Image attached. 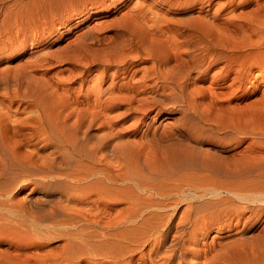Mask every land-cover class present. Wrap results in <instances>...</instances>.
<instances>
[{"label":"bare ground","instance_id":"1","mask_svg":"<svg viewBox=\"0 0 264 264\" xmlns=\"http://www.w3.org/2000/svg\"><path fill=\"white\" fill-rule=\"evenodd\" d=\"M187 1L191 4L199 5L200 14L205 12L206 15H197L195 17V22H197V24L195 22L189 23L188 21L183 27L184 31L179 44L180 47L184 49L182 52L180 50L181 53L179 56H163V54H160L156 50L157 46L155 45V42L148 40V37L141 38L136 35H131L129 38L124 37L126 40H122V42L113 45L111 47L112 51L110 52L112 53L113 50L115 52L119 47L123 48V46H126V49L130 47L131 50L138 48L142 49L141 51L144 50V57H146V60L153 61V67H150L151 69H149V72L154 70L155 73H152L153 75L151 77H155V81L160 83L158 86L162 90V92H159L156 95L154 94L156 104L161 106L160 109H158V114L165 111L167 107L173 105L172 107L180 108L182 110L183 118L190 119V116H193L192 118L196 117L198 120L210 125V128H212L214 132L222 131V128L217 124L218 121L215 123L214 119L212 120L213 117L211 118V115H213L214 118H216L217 115H221L222 117L233 115L235 118L244 119V121L250 119L254 122H264V0H186V2ZM96 2H98V0H0V53L12 50L13 48L18 50L21 46H25V44L32 40L37 34L45 36L52 29V20L54 21L55 19L69 17L72 13L74 14V12L77 14L80 9H83L80 8L81 5H94ZM171 37L173 39L171 34L167 35L166 42L161 44L162 47L167 45L170 46L174 43ZM177 41H179V39ZM175 44H177V42H175ZM74 50V53H76V49ZM121 51L123 52L124 50L121 49ZM70 53L73 54L72 51ZM116 53L117 51L114 54L115 56H113L117 63L120 55L117 57ZM106 54L109 55V53H105L104 55L106 56ZM124 56L127 58L123 57L122 53L121 57L128 59L130 55L126 56L125 54ZM135 58L138 59L137 56L134 57V59ZM106 59L107 58H104L103 61ZM109 59L110 58H108V60ZM124 59H121V61ZM124 61L126 62V60ZM31 62H33V60H31ZM31 62H24V64L20 63L22 64L21 66L18 64L19 67L15 70L13 69L14 71H0V85L3 83H14V85L20 87L24 85L31 86V83L35 78L33 72H31L34 71L35 66H33L32 69ZM41 62L43 61L41 60ZM214 70L217 72L215 73ZM115 71H111L112 74L114 73V77L118 76V72ZM146 72L148 73V71ZM194 72L198 73V76L196 75L197 77L195 78L193 75ZM212 72L215 74H212ZM129 73V68L125 67L124 72H122L121 75L125 78ZM101 75L102 74H100V76ZM144 76L145 77L143 78L147 79V76ZM140 78L142 79V77ZM128 80L130 81L129 78H125L121 83L117 85L115 84L114 86L116 88L114 89L118 92L117 95L120 94L119 96L122 95V97L116 96V92L113 91L115 92V94L112 95H115L113 98H118L108 101H106L108 98L106 100L104 99L103 103L98 106L100 109L102 108V111L98 109L101 112H96L91 115L88 120L83 119V116L86 118V114L81 116L76 113L79 119L75 116L78 119L77 121L73 116V119L75 118L74 120H76L75 122L77 123H74L70 118L73 122L72 123L68 119V115L71 114L70 112V114H67V118L64 117V119H62L63 112L61 113V111L57 110L61 113L59 114L61 115L59 119H61L63 123V125L60 124V126L63 127L59 132L51 126L52 119L50 120V116L52 114L49 115L50 118L48 117V119H45L48 116L47 112L49 107H51V103L54 102L49 100V102H51L48 107L45 103L46 100H40L37 96L30 97L32 99L28 102L33 106L39 107L40 110L43 108V117H40L39 120H31L18 125L20 127L16 130L25 133L23 134V139H17L15 136H11V133L9 132L10 130H7V132L5 131V129H11L12 127L6 119L0 116V264H142V262H147L149 254L153 252L154 249L151 250V248L160 247L164 244H168V246L170 244L172 254H169L170 256H167L166 260L161 264H188L189 257L193 256L191 258H194L195 256L199 259L201 255L205 256V259L209 261V263L205 261L207 262L206 264H264V229L257 234H252L254 227L261 224L264 220V193L248 191L250 186L248 187V190L243 187H245L246 184L250 185V183L247 181L246 184L242 183L241 185L239 182L244 176L250 177L256 173L264 175V158L261 159L262 157L259 155L261 158H255V156V159L253 160H245L246 158L244 159L243 157L241 159H244L245 161H236L234 159V169L232 171L228 169L227 172H225V177H228L229 179H231V177H236V179L234 182L230 180L232 184L228 181L230 185H227V187L225 186L227 184L226 182L223 186L220 184L210 186L211 184H208L210 187H204L207 186L204 183L205 185L201 187H198L199 185L197 184V186H194L195 188L193 187L195 192L190 194L191 200H201L203 202L209 195V198L212 197V199H214L206 200L204 205L199 207L198 204L195 211L193 210V205L190 206L191 210L188 212L189 220L186 219L190 224L192 223L194 212L195 214H200L205 211V208L214 209L219 206L223 207L225 204H227L228 208L231 207L228 206V204L236 205V209L235 207H232L234 208L233 210H229L228 208V210L226 209L227 211L221 212V214L217 216V220L222 224L223 228H229V230H227L228 233L236 232L235 234H237L240 232L239 238L235 240L233 239L231 242H229L230 240L227 241L229 242L228 244L224 243L226 244V246L224 245V249L220 245L219 249H216L217 245L216 248L213 249V247L208 244L210 247H206L209 249H204L199 253L200 256L199 254H193L189 245L183 239L185 233L182 232L185 230L186 224L185 226L182 223L180 225H174L173 219L174 213L178 210L181 201L184 202V200L187 199V192L185 193L183 191V186L186 182H189V180L191 181L193 179L194 181L199 174L193 176L192 173V176L195 177L192 178L182 172L183 175H187L188 179L190 178L188 181L185 180V182L184 180L182 181V179L178 180V177H175V179L172 175L173 173L170 172L172 174H169L168 172L171 168L178 167L177 164L180 163L177 162L178 159L180 161V159H183V157H186V154H188L186 150H189V154L191 151L192 156L195 153V150H191V148L186 149L185 147L186 150H184L186 154L183 152L185 155L182 158H180L181 155L179 158L175 155L177 154L175 151L177 149L173 150L175 151L173 155L176 157H172H174L173 159L177 163H173L174 167H172L171 163L173 159L170 160L171 155H168L170 159H168L167 162L170 160L171 168L168 172L165 170L166 168H163L164 171H162V168L160 169L162 164L160 167H157L155 166L156 164H153L151 161L152 158L149 149L152 150V146L160 145V140L164 139H162L163 137H161V134L160 137H158L157 130L152 122L144 121L148 113L153 111L151 109L153 106L148 108V110L146 109V111H143V103V108H141V106L138 108L139 106L136 107V105L132 103L133 107L135 106L137 110L141 109L144 113V117H141V119L139 118V121L144 124L145 128L140 131V141H137H142L141 144L144 143L143 148L139 146V143H135V139L132 140V137L134 136L131 134V136L127 135L128 133H125V130H122L119 127V120H117L119 116H116L117 118L115 117V119H110L111 121L106 119V113H109L108 110L113 106H117L115 108L125 107V113H129L130 111L128 107L124 106L122 103L128 102H125V100L132 95H139L142 91L148 88V84L141 86H139V84L137 86L133 84L135 82L134 79H132L134 81L132 83ZM208 80H212V85L210 83L209 86L206 87L204 84ZM99 81L101 82V79ZM213 82L217 83V86L219 87L215 88ZM156 83L153 84L155 85ZM166 88L171 89H168V92H171L170 95L165 93ZM241 92L244 93V97L243 99H238V101L235 98L237 94ZM77 94L79 95L80 93ZM58 99L59 98L56 100ZM65 99L68 100L67 97ZM65 99L63 97L62 101L64 104L67 102ZM78 99L76 101H78ZM225 99L228 101L227 106L225 105L227 103H225ZM58 101H55V103H59ZM98 101L99 100H97V102ZM97 102L96 104L99 105ZM152 102L153 101L150 103ZM233 102L236 104L234 105ZM244 102L245 107H243L246 108V110L244 109L245 111L242 113L237 110V107ZM60 103L58 106L63 105ZM75 104L73 103L72 105ZM232 104L233 107L231 106ZM45 105L48 107H46V112L44 111ZM92 105L90 109L89 107L86 108V110H90V113H94V111H92ZM97 105H94L95 108ZM52 108L49 111H51ZM135 108L133 109L134 111H136ZM76 110L78 109H73L72 111ZM86 110L84 111L82 109V112L84 113ZM43 111L47 114L46 117ZM78 111H80V109ZM87 112L89 114V111ZM126 114H124V116ZM71 115L69 117H71ZM95 123H98V125L101 124L103 127L106 124L107 126L110 124L111 126L109 125V128L111 127V130L106 132L104 129L107 134L99 137L92 131L97 125H95ZM56 124L54 121L55 126ZM60 126L58 125L56 127L60 128ZM118 127L120 131H118ZM124 128L126 127L124 126ZM112 129H117V132H114ZM128 129L126 128V130ZM232 129H234V127ZM16 130L14 128L11 129L13 135H15L14 133ZM234 130H236V128ZM254 130H256L255 127L252 131ZM263 131L264 130L261 132ZM248 134L249 132L247 131L246 135ZM250 134L252 135V132ZM42 135L55 137L64 147L62 150L66 149V151L63 150L62 156L59 160H55V162L53 161L51 165L47 166L43 163L46 167H41L39 170L35 169V171L33 169L35 178L40 180L39 182L42 181L40 184L43 188L40 191L38 181H33L34 184L38 185L34 186L35 189L33 187V192L39 191L42 194L40 197L34 199L31 198L29 200L28 206L34 208L33 212H29L26 209L27 206L24 207L22 200L20 202L16 201V198H14V195L18 192V187L24 186L25 182L23 180L21 182L20 180V182L17 183L14 179L11 183L8 181L11 179H6L11 175H14V173H21L17 170L23 169L25 165L31 167L36 164L31 162L32 160L34 161L35 158H33L34 156L32 157V154L24 151L18 153V148L15 149V146L12 147V143L14 145L15 143H24ZM20 136L18 134V137ZM260 136H264V133ZM137 145L138 148L136 147ZM22 147L24 146L22 145ZM162 147L159 146V148ZM163 149L165 150V148H162V150ZM170 149L169 151L171 152L172 148ZM181 149L183 150V148ZM180 151L181 150L177 152L180 153ZM154 154L157 153H153V156H155ZM167 154L168 153H166V155ZM190 155L187 156L188 159ZM111 157H114L117 161L111 159ZM164 157H162L163 160ZM193 157L195 158V156ZM175 158L178 159L175 160ZM187 158L186 162H189L190 160ZM214 158H211L212 162L217 160H213ZM166 159L164 160L165 162ZM197 159H199V157ZM203 159L204 158H200V160ZM113 160L115 162L114 164L119 161V164L121 165L119 169L111 166L109 162L111 161L112 163ZM205 160L202 162L204 163ZM208 160L209 159L206 161ZM37 161L39 162V160ZM192 161L195 160L192 159L191 162H189L192 163L191 168H193V164L199 165L198 162H196L197 160L195 162ZM227 161L229 162V160ZM169 162L167 164H169ZM208 162H206V164ZM166 163L165 166L167 165ZM199 163L201 164V162ZM215 163L217 164L218 162L215 161ZM43 164L40 166H43ZM181 164L182 163H180V165ZM210 164L213 165L212 163ZM175 165H177V167H175ZM204 165L202 164L200 168ZM208 165L209 164L206 165V168L211 170L210 172H218V170H222L219 169L221 166H218V168L216 166V168H214L215 165L214 167L209 165L208 168ZM228 165L230 164L228 163ZM36 166L35 168H39V165L38 167ZM181 166H179V169L177 170H180ZM191 168L187 167L189 170ZM207 169H204L205 172H207ZM182 170L184 171V169ZM220 172L223 173V171ZM15 176L18 175L15 174L14 177ZM209 179L210 178H206L207 181H210ZM202 180L198 181L203 183ZM253 180L251 183H254ZM198 181L196 182L198 183ZM31 182L32 181L29 183ZM200 182L198 184H200ZM14 183L17 184L13 186ZM202 183L200 185H202ZM261 184L263 185V183ZM60 187H63L62 192L65 194V198L67 197L68 201L70 198L76 200L77 198H73L76 195L78 196V199H80L79 196H82L81 198L83 199L86 197L85 201H83V199H81L82 201H79L92 204L94 209L89 204L91 206L89 207L90 210H88V208L87 210H84L82 206L80 207V204L82 203L77 200V202L71 201L73 202V205L75 204L74 207L71 203L70 205L72 207H67L65 204H63L65 207L62 206V201L60 203L57 202V197L51 192V190ZM196 189H201L200 191L202 192L199 193L197 192L199 190L196 191ZM258 190L262 189L259 187L257 188V191ZM223 192H226L229 197H225L224 195L222 197L221 195ZM176 196H181L182 198H176ZM187 201L189 202V200ZM235 202H239L240 204ZM37 205H40V207ZM210 210L208 209V211ZM172 234H174V238L173 241L170 242L169 239ZM216 242L217 238L213 239V243ZM218 244H220V242ZM221 245H223V243ZM221 248L223 250H221ZM136 257H139V261L136 259L139 263L134 262ZM189 260L191 261V259ZM150 263L157 264L155 260L150 261ZM189 264L197 263L193 262Z\"/></svg>","mask_w":264,"mask_h":264},{"label":"rangeland","instance_id":"2","mask_svg":"<svg viewBox=\"0 0 264 264\" xmlns=\"http://www.w3.org/2000/svg\"><path fill=\"white\" fill-rule=\"evenodd\" d=\"M178 1H180V2H178ZM95 4L94 5L87 4L88 6L87 5L86 6L81 5L80 8H83V9L82 10L80 9V11L77 12V14L74 12V14L72 13L69 17L67 16V17H63L62 19H55L54 21L52 20L51 22H53V26H52V29L50 30L51 32L49 31L48 34H46L45 36L42 34H39V35L37 34L35 37L32 38V40L27 42L25 44V46H21L18 50H15L13 48L12 50H9V51L7 50V51H4V53H0V71L5 70L4 72H8V71H12L13 69L15 70L19 67V65L21 66L22 64H24V62L25 63L28 61L31 62V60H33V62H31L32 63V69H33V66H35L34 71H31V72H33V76H35L33 82L31 83L32 84L31 86L24 85V86L20 87V86L14 85V83H10V84L3 83L0 85V116H2L4 119H6L9 123V125L12 128H14L15 130L18 127H20L18 125L21 123L29 122L31 120H39L40 117H43L42 116L43 108L40 110L39 107L33 106L30 102H28L30 99H32L30 97L37 96L38 98H40V100H44V101L46 100L45 103L48 105V107L50 106L51 101L54 102V103H51V107H49V109H48V112H49V113L47 112L48 116L46 113H44V111L45 112L47 111L46 105L44 106L43 113H44L45 117L47 116V118L44 117L45 119H48L49 115L52 114L50 116L51 118L49 117L50 120L52 119L51 126L56 131L59 132L61 130V128L63 127V126L62 127L60 126V124L63 125V123H62L61 119H59L61 117V115H59V114H61L62 112L63 113L65 112L64 113L65 115L62 113V119H64V117L67 118V114L70 112L72 115L69 113L71 115V117H69L70 115H68V119L70 121L72 119L74 121V123H77L75 121L76 120L78 121V119H79L77 114L81 115V116L83 114H86L85 115L86 118L83 116V119L88 120V118L91 115L95 114L96 112L99 113L102 111V108L100 109V107H98V106H100L103 103L104 99L106 100L108 98L106 100V101H108V100H115L118 98V97L113 98L115 95L116 96L120 95V94L117 95L118 92H117V90H115L116 88L114 86H115V84L117 85V84L121 83V81L123 79L129 78L130 81L129 80L128 81L130 83L135 81L133 84L137 85V86L139 84H140L139 86L144 85V84L145 85L148 84V88L146 90L142 91L137 96L132 95L130 98L125 100V102L126 101H128V102L122 103L124 106L128 107L130 114L125 113L126 112V111H124L126 109L125 107H124L125 108L124 109V108H115L117 106H113L111 109L108 110L109 113L108 112L106 113V119L112 120V118L115 119L116 116L117 117L119 116V118L116 117L117 120H119V127L122 130L124 129L125 130L124 132L128 133L127 135L131 134L132 136H134V137H132V140L135 139V141H136L135 143H139V146L141 148H143L144 143L141 144L142 141L137 142V141H140V136H139L140 131L145 128L144 124H142L139 120L141 119V117L142 118L144 117L143 111H146V109L148 110V108H151V106H153V108H151L153 111L148 113V115L146 116L144 121L152 122L154 127L157 130L156 132H157L158 137H160V134H161V137H163L162 139H164V140H160L161 141L160 145L152 146L151 147L152 150L149 149L150 154H151V158H152L151 161L153 162V164H156L155 166H157V167H160L162 164L160 169L162 168L161 170L164 171V169L166 168L165 170H167V172H168V170L171 168V164H172V167H174L173 163L174 164H176L177 162L182 163L181 164L182 166L179 163V164H177L178 167H177V165H175V167H177V168H171L168 172L169 174L173 173L172 175L174 176V178L178 177V180L182 179V181L183 180L188 181L190 179V178L188 179L189 176L192 178H195L193 176H197L199 174L194 179V181H193V179L191 181L189 180V182L185 181L187 184L185 183V185L183 186L182 189L185 193L187 192L186 193L187 199L184 200V202L181 201V203L179 204L178 210L174 213V219H173L174 225H180L182 223L185 226V224H186V226H185L186 228L182 232V233H185L183 239L185 242H187V244L189 245L193 254L198 255L204 249L208 250L209 248H207V247H210V246H212L214 249V248H216V245H217L216 249H219V245L221 247H223V249H224L226 244L231 242L233 239L235 240V239L240 237V234H239L240 232L237 233L238 235L235 234L236 232L228 233L227 230H229V228H226V227L223 228L222 224H220L219 221L217 220V216L220 215L221 212L227 211L228 208H229V210H233L234 208H232V207H235L236 205L234 206V205L228 204V206H231L228 208H227V204L223 205V207L219 206V207H216L214 209L213 208L212 209L211 208H205V211L206 210L208 211V209L209 210L211 209V210L208 212L204 211L203 213L195 214L194 211L197 208L198 204H199L198 207L202 206V205H204V202L206 200H213L214 198L213 199H212V197L209 198V196H210L209 195L206 198V200H204L202 202L201 200H191L190 194L191 193L193 194L195 192V189H193V187L197 186V185H199L198 187H201L205 184L207 186H204V187H208L210 184H211L210 186H214V185H218V184L223 186L226 182L227 184L225 186L227 187V185H230L229 182L232 184V182L235 181L236 177H231V179H229L228 177H225V172H227L228 169H230L231 171L234 169V166H233L234 165L233 164L234 159L236 161H239V160L245 161L247 159L253 160L255 158H261V157H262L261 159H263L264 158V142H263L264 136H260V135H263V133H264V131L261 132L262 130H264V127H263L264 122H262V121L254 122L253 120H250V119H248V121L247 120L244 121V119L235 118L233 115L232 116L228 115L226 117L225 116L222 117L221 115H219V116L217 115L218 118L216 116H215L216 118H214V116L211 115V118L213 117L212 120L214 119L215 123H216V121H218L217 124L220 126V128H222V131L214 132L212 130V128H210L211 127L210 125H207V123L198 120V118H196V117L192 118L193 116L192 117L190 116V119L183 118L182 110L180 108L172 107L173 105L167 107L165 109V111L158 114V109H160L161 106L156 104L154 98H155V95L159 92H162V90L158 86L160 83L158 81H155L156 80L155 77L154 78L151 77L155 73L154 70L153 71L151 70L152 72L151 71L149 72V69H151L153 67L152 66L153 61L146 60V57H144V55H145L144 50L141 51L142 49H138V48H134L131 50L130 47L127 48L128 49L127 50L126 46H123V48L119 47V49L116 50L117 51V53H116L117 57L120 55L119 61H121V59H124L121 57L122 53H123V57H125L124 56L125 54H126V56H129V55L130 56L128 59H124V60H126V62L124 60H123L124 62L121 61L122 63L117 61V60H116L117 63L115 62V59H114L115 55L114 54L116 51L114 52V50H113L114 53L113 52L111 53L110 52V51H112L111 47L113 45H115L116 43L122 42V40L125 41L126 39L124 37L129 38V37H131V35H136V36H139L141 38L148 37V40L155 42V45L157 46L156 50L160 54H163V56L164 55L169 56V57H173V56L175 57L177 55L179 56V54L184 49V48L182 49L180 47V44H179V42L182 39V34L184 31L183 27L188 23V21H189V23L195 22V17L197 15H202V16L206 15L205 12L200 14V6L199 5L191 4L188 1L186 2V0H98V2H96ZM66 5H68V4H66ZM204 7H207V6H204ZM205 9H207V8H205ZM154 17H155V19H154ZM195 23L197 24V22H195ZM166 33H168V34H166ZM169 34H171L173 36V39H172V37H171V39L173 40L174 43L171 44L170 46L167 45V46L162 47L161 44L163 42H166L167 35H169ZM149 38H151V39H149ZM176 39L177 40L179 39V41H177ZM76 40H78V41H76ZM175 42H177L178 45L175 44ZM174 44L176 47L174 46ZM124 47H125V49H124ZM169 47H170V49H169ZM74 49H76V53H74V51H75ZM121 49H123L124 51L122 52ZM180 50H181V52H180ZM71 51L73 52L74 55L72 53H70ZM101 51H102V53H101ZM137 51H138V53H137ZM91 52H92V54H91ZM94 52H95V54H94ZM9 53H10V55H9ZM105 53H109V55L106 54V56H105L104 55ZM107 55H108V57H107ZM133 56L134 57L137 56L138 59H136V58L134 59ZM104 58H107L106 59L107 61L106 60L103 61ZM108 58H110L109 60H110L111 64L109 63ZM125 58H127V57H125ZM41 60L43 62H41ZM44 60H45V62H44ZM20 63H22V64H20ZM125 67L129 68L130 73L128 75H126L124 78L123 75H121V73L124 72ZM217 69H215V70H217ZM115 70H117V71H115ZM100 71H102V72L104 71V72L102 73ZM111 71L112 72H114V71L118 72V76L114 77L113 76L114 73L112 74ZM146 71H148L149 74ZM142 72H144V73H142ZM213 72H212V74H215L217 71H215V73H213ZM100 74H102V75L100 76ZM130 74H131V76H130ZM143 74L147 76V79L143 78V77H145ZM103 75H105V76H103ZM193 75L195 78L198 76V73L194 72ZM100 77H102V78H100ZM140 77H142L143 80ZM68 78H69V81H68ZM73 78H74V80H73ZM60 79H62V80H60ZM100 79H101L102 84L99 81ZM132 79H134V81ZM139 79H140V81H139ZM211 81L208 80L204 84V86L208 87L209 84L211 83ZM153 83H156V84L154 85ZM214 83L215 82H213V85L215 86V88L219 87V86H217V83H215V84ZM211 85H212V83H211ZM110 87H111V89H110ZM168 89H170V88L165 89V93L167 95H170L171 92H168ZM12 90H13V92H12ZM16 90H17V92H16ZM155 90H156V92H155ZM7 91H8V93H7ZM50 91H52V92H50ZM113 91H115L116 94ZM77 93H80V94L78 95ZM151 93H153V94H151ZM113 94H115V95L112 96ZM76 96H77V98H76ZM110 96H112V97H110ZM63 97H64V99L66 97L68 99V100L65 99L67 101V102H65V104L62 101ZM109 97H110V99H109ZM119 97H122V95ZM243 97H244V93L241 92V93L237 94L235 99H237V100L243 99ZM57 98H59L58 99L59 101L56 100ZM131 98H134V99H131ZM77 99L80 102L76 101ZM96 99L99 101L97 102ZM49 100H51V101L49 102ZM60 100H61V103H60ZM72 100H74V101H72ZM150 100L153 102L150 103L151 102ZM55 101H58L60 104H63V105L58 106L59 103H55ZM90 101H91V103H90ZM95 101L99 105H97ZM134 101H136V102H134ZM240 102H242V101H240ZM73 103L74 104L76 103V104L72 105ZM83 103H85V104H83ZM132 103H134V105H136V107L139 106L138 108H140V106H141V108L144 107L143 108L144 110L143 111L141 109L137 110V108H135V106L133 107ZM225 103H226L225 105L227 106L228 101L226 99H225ZM233 104L235 105L236 103L233 102ZM233 104L231 105L232 107H233ZM244 104H245V102L240 104V106H242V107H240L238 105L237 110L239 112L244 113V111L246 110V108H244L245 107ZM78 105L80 108L78 107ZM91 105L94 107V108L92 107V111H94V113H90L89 109L91 108ZM94 105H97L96 108ZM142 105H143V107H142ZM52 107L54 108V110L56 108L55 112H54ZM64 107L67 109H65ZM88 107H89V109L86 110V108H88ZM239 107H240V109H239ZM51 108H52V110L49 111ZM134 108L136 111L133 110ZM73 109H78V110L80 109V111H78V110H76L77 112L72 111ZM82 109L84 111L86 110V112L83 113ZM98 109L101 111H99ZM112 109H114V110H112ZM57 110L61 111V113ZM56 111H57V113H56ZM87 111H89V114ZM52 112H54V113H52ZM78 112H80V113H78ZM7 114H9V115H7ZM124 114H126V115L124 116ZM122 115H123V117H122ZM73 116L74 117L77 116L78 119L75 117L76 120H74L75 118L73 119ZM229 116L233 117V118H230ZM57 117H58V119H57ZM229 118L232 120H230ZM217 119H219V120H217ZM53 120L55 121V124L57 122L56 126L59 125L60 128L56 127L54 125ZM52 122H53L54 126L52 125ZM131 124H133V125H131ZM95 125H96L95 127H97V128L94 127L92 129V131L94 132V134H97L99 137H101V135L105 136L107 134L106 132L111 130V127L109 128L110 124H108V126L106 124V125H104V127L101 124H99L100 125L99 126L98 123H95ZM127 125H128V127H127ZM200 125H203L204 127L200 126ZM124 126L127 129L131 128L132 130L131 129L126 130V128H124ZM243 126H244V128H243ZM119 127H118V129H119ZM233 127H234V129L236 128V130L232 129ZM254 127L256 130L252 131L254 129ZM205 128H207V129H205ZM11 129L8 128V129H5V131L7 132V130H10L9 132L11 133V136H13V137L15 136L17 139L18 138L23 139V134H25V133L19 132L16 130V132L14 131L15 135H13V131H11ZM57 129H59V130H57ZM104 129L106 132L104 131ZM106 129H108V130H106ZM250 129H251V131H250ZM116 130L117 129H114L113 131L117 132ZM118 131H120V129ZM247 131L249 132V134L252 132V135L251 134L250 135L248 134L249 136L246 135ZM103 133H104V135H103ZM241 133H245V134H241ZM18 134H19V136L21 135L20 136L21 138L18 137ZM261 142H262V144H261ZM177 143H178V145H177ZM16 144H17V146H16ZM22 145L24 147H22ZM14 146L16 147L15 149L18 148L17 149L18 153H22V151L30 153V154H32V157L34 156L33 158L36 159V160L34 159V161L33 160L31 161L33 163H36L33 166L29 167V165H25L23 167V169L17 170L21 173H14V175L17 174L18 176L14 177V175H11L10 177H8L6 179V180L11 179V180H8L9 182H11V181L13 182L14 179H15V181H17V183H19L20 180H21V182H22V180L25 182V185L23 184L24 186L18 187V192L14 195V198H16V201L21 202V200H22L24 207L27 206L26 209L29 212L30 211L33 212L34 208H31L30 206H28L29 205L28 202L31 198L34 199L36 197H40V195L42 194L39 191H38L39 193L33 192L35 189L34 186L39 185L40 191L43 188V186L40 184L42 181L39 182L40 180H37V178H35V176H34L35 174H33V169L35 171V169L39 170L41 167L44 168V167H46V165L47 166L51 165L53 163V161L55 162V160L56 161L59 160V158L62 156L63 150L66 151V149L62 150V148H64V147L62 146V144H60V142L55 137H53V136L47 137L46 135H44V136L42 135L40 137H37V138L30 140V141H26L24 143H19V144L15 143V145L12 143V147H14ZM159 146L160 147L163 146L162 148H165V150L163 149L164 150L163 151L162 148H159ZM170 146H173V147L175 146V147L173 149V147H170ZM176 146H177V148H176ZM136 147L138 148V145ZM153 147L158 148V149H154ZM166 147L172 148V151H171L172 153L169 151L170 148L167 149ZM185 147H186V149L191 148V150H195V153H198V154H195L193 151V153H194L193 156H195V158L192 156V154H191L192 152L190 151V154H191L190 155L189 150H186ZM181 148H183V150ZM160 149H161V151H160ZM175 149H177V150H175ZM184 149L186 150V152H188V154H186ZM173 150L176 151L177 154H175V155H177L178 158L180 155H181L180 158H182L185 154L187 156L190 155V157L188 159L187 156L186 157L184 156L185 158L183 157V159H180V161L178 158H175V160L178 159V161L175 162L173 159L174 157H172V156H175V155H173L175 152ZM179 150H181L180 153L177 152ZM183 152L185 154H183ZM249 152L251 155L249 154ZM153 153H157V154H154L155 156H153ZM166 153H168V154L166 155ZM165 155L167 157H169L171 155L170 156L171 159H170V157L167 158ZM205 155H207V156H205ZM55 156H57V157H55ZM191 156H192V159H194L195 161L197 160L196 162H198V164H199V165L193 164L194 169L191 168L192 163H189L192 160ZM162 157H164V160L167 158L166 162L168 159H170V160L173 159L174 162L172 161V163H171V162H169L170 161L169 160L168 161L169 164H167L168 162L166 163L162 159ZM198 157H199V159H197ZM205 157H207V158H205ZM214 157H216V158H214ZM242 157L244 159L245 158L246 159L245 160L241 159ZM251 157H253V158H251ZM186 158L190 161L186 162ZM200 158L201 159L204 158V159L200 160ZM211 158H214L213 160L217 159L215 161H217L219 163V165H218V163L216 164L215 161L212 162ZM237 158H239V159H237ZM111 159H115V158L111 157ZM205 159L206 160L209 159L211 161L208 160L209 161L208 162ZM223 159H225V160H223ZM37 160H39V162ZM204 160H205V162L203 163L202 161H204ZM227 160H229V162ZM49 161H51V162H49ZM115 161H117V160L115 159ZM195 161H192V162H195ZM199 162H201V164ZM206 162H208L207 164H209V165H211L210 163H212L213 165H211V166H213V167L215 165L214 168H216V166H217V168H218V166H221V168H219V169H222L220 171H223V173H221L219 170H218V172H220V173L213 172V171L210 172L211 170L206 168V165H207ZM43 163L46 165H44ZM109 163L111 164V166L113 168L116 167V169H119V167H121V165L119 164V161L116 162V164H114L115 163L114 160L112 161V163H111V161ZM165 163L167 164L166 166H165ZM185 163H187V164H185ZM228 163L230 165H228ZM42 164H43V166H40ZM112 164H114V165H112ZM189 164H190V166H189ZM195 164H197V163H195ZM202 164L203 165L206 164V165H204L200 168V166ZM38 165H39V168H35V166L38 167ZM209 165L207 166L208 168H209ZM179 166H181V168H180V170H177V169H179ZM187 167L188 168L190 167L191 168L190 170H193V171H190L189 169H187ZM28 168H30V169H28ZM202 168H203V170H202ZM223 168H224V170H223ZM182 169H184V171ZM204 169H207L206 170L207 172H205ZM170 172H172V173H170ZM182 172H184V174L186 173L188 175V177H187V175L186 176L183 175ZM30 173L33 175H31ZM181 173H182V175H181ZM192 173H193V176H192ZM194 173H195V175H194ZM189 174H191V175H189ZM27 175H29V176H27ZM179 176L180 177L182 176V177L180 178ZM204 176H205V182H204ZM22 177H23V179H22ZM198 178H202L203 180L198 179ZM206 178H210L209 179L210 181H207ZM248 179L249 180L251 179V180L249 181ZM36 180L38 181V185L34 184V182H36ZM198 180H202L203 183L198 181ZM252 180L254 183H251ZM30 181H32V182L34 181V182L33 183L31 182L32 183L31 184V183H29ZM196 181H198V183L200 182V184L202 183V185L198 184ZM247 181H248V183H250V185L246 184ZM239 182L241 183V185H242V183L246 184L245 187L242 186L243 188H246V190H248V187L250 186V189L248 191H256V192L264 193V191H263L264 190V188H263L264 187L263 186L264 185V175H261V173L260 174L256 173L255 175L250 176V177L244 176L243 178H241V180H239ZM261 183H263V185ZM16 184L14 183L13 186ZM191 186H192V188H191ZM33 187H34V189H33ZM259 187L262 190L257 191V188H259ZM197 190H199V191H197ZM200 190L201 189H196V191L199 193L202 192ZM62 191H63V187L51 190V192H53V194L57 197L56 201L59 203L62 201V206H64L63 204H65V206H67V207H72V206L74 207L75 204L74 205L72 204L74 201L77 202V201L83 199V198H81L82 196H79L80 199H78V196L76 195L73 198H75V199L77 198L76 199L77 201L73 200L71 198L68 201L67 197L65 198V196H64L65 194H63ZM223 195L225 197H229V195L226 192H223L221 196L223 197ZM84 198L86 199V197H84ZM176 198L181 199L182 197L176 196ZM18 199H20V200H18ZM85 199H83V201H85ZM187 200H189V202ZM25 201H27V202H25ZM71 201H73V202H71ZM70 203L72 206L70 205ZM80 203H82V204H80V207L82 206V208H84V210H87V208H88V210H90L89 207H91V206L94 209L93 205L90 203L89 204L91 206L85 202H80ZM235 203L240 204L239 202H235ZM87 205H88V207H87ZM192 205H193V210H194L193 212L194 213H193L192 223L190 224V222L188 221L189 220L188 219V212H190V210H191L190 206H192ZM195 205H196V207H195ZM37 206L40 207V205H37ZM236 207H235V209H236ZM218 210H220V211H218ZM186 219H188V220H186ZM257 226H255L254 230H252V234H255V233L257 234L258 232H260L264 229V220L261 224H259ZM238 231H240V230H238ZM230 234H232V235H230ZM173 235L174 234H172L170 236V239H169L170 242L173 241V238H174ZM218 235H220V236H218ZM215 238H217V242H216L217 244L213 243V239H215ZM227 241H229V242H227ZM219 242H220V244H218ZM212 243H213V245H212ZM222 243H223V245H221ZM224 243H226V244H224ZM152 249H154V250L152 253H150L151 255L149 254V257L151 256L150 259L148 257L147 262L146 263L142 262V264H151L150 261H153V260H155L157 262V264H161L166 260L167 256H170L169 254H172L171 253L172 248L170 247V244H169V246H168V244H164L160 247H153V248H151V250ZM223 249L221 248V250H223ZM158 256H160L161 258ZM199 256H200V254H199ZM191 257H193V256H191ZM191 257H189V259H191V261L188 259V261H189V262H187L188 264L193 263V262L197 263V264H206L207 262L209 263V261H207L205 259L206 258L205 256L201 255V257H199V259L201 261L195 256H194V258H191ZM201 258H203V259H201ZM136 259L139 261V257L138 258L136 257L134 260V262L139 263ZM198 260L200 261V263ZM205 261H207V262H205Z\"/></svg>","mask_w":264,"mask_h":264}]
</instances>
